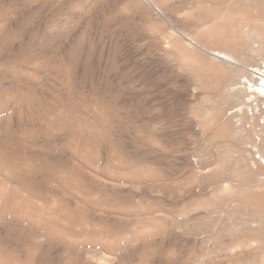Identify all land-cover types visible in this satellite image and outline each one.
I'll return each mask as SVG.
<instances>
[{
	"label": "rangeland",
	"instance_id": "374dc122",
	"mask_svg": "<svg viewBox=\"0 0 264 264\" xmlns=\"http://www.w3.org/2000/svg\"><path fill=\"white\" fill-rule=\"evenodd\" d=\"M178 1L0 0L3 264H264L263 119L228 91L264 60V0Z\"/></svg>",
	"mask_w": 264,
	"mask_h": 264
},
{
	"label": "bare ground",
	"instance_id": "6f19581e",
	"mask_svg": "<svg viewBox=\"0 0 264 264\" xmlns=\"http://www.w3.org/2000/svg\"><path fill=\"white\" fill-rule=\"evenodd\" d=\"M150 1H154V0H150ZM156 1V0H155ZM157 1H159L160 3H165L166 1H168V0H157ZM184 2H182L181 0H179L178 2H175L174 3V5L177 7H179L180 9H181V7H188V8H190V6L192 7V0H183ZM207 1V3L209 4V5H214V7L215 6H217V7H219L220 9H222V8H224V4H225V1L226 0H206ZM234 2H233V4H235V2H239V0H233ZM262 1V0H261ZM193 2H194V0H193ZM229 2V1H228ZM172 3V2H171ZM232 3V2H231ZM230 3V4H231ZM229 4V3H228ZM229 4V5H230ZM187 5V6H186ZM227 5V4H226ZM174 6V7H175ZM211 8V7H210ZM229 7H227V9H228ZM158 9V8H157ZM222 10H224V9H222ZM159 13L158 14H162V10L160 9V7H159V9L157 10ZM203 11V10H202ZM225 11H227V10H225ZM156 12V11H155ZM185 12V11H184ZM193 12V11H192ZM219 12V11H218ZM221 12V11H220ZM229 12V11H228ZM206 14V13H205ZM218 15L215 17V19H212L213 21H206L204 24H205V32H206V34L207 35H213V36H217V37H225V34L227 33V35H229V32H226L227 30H224L223 29V25H224V23L226 24V20L228 19L229 20V14L228 13H217ZM227 14V15H226ZM166 15V14H165ZM160 16V15H159ZM162 16V15H161ZM189 16V17H188ZM202 16V15H201ZM204 16V15H203ZM228 18H227V17ZM165 19H166V17L165 16H163ZM186 17H188L189 19H192V20H190L191 22H193L192 24H194V23H197L198 24V22H201V20H198V19H194V17H192V16H190L189 14L186 16ZM233 17V16H232ZM163 18V19H164ZM234 18V17H233ZM186 19V18H185ZM167 20V19H166ZM195 20L197 21V22H195ZM216 20V21H215ZM210 22H211V24H210ZM213 22H218V23H220V27L218 28H214L213 27ZM229 22H231V21H229ZM202 23V22H201ZM200 23V24H201ZM231 23H233V22H231ZM230 23V24H231ZM199 24V25H200ZM234 24V23H233ZM216 25V24H215ZM214 25V26H215ZM219 25V24H218ZM234 26V25H233ZM242 26H244V28H245V26H247V24L246 25H242ZM238 28H239V26H238ZM154 29V28H153ZM203 29V30H204ZM225 29H227V28H225ZM228 29H230V28H228ZM236 29V28H235ZM241 29H243V28H241ZM156 31V30H155ZM229 31H231V29L229 30ZM157 32V31H156ZM158 33V32H157ZM236 34V33H235ZM231 35V34H230ZM184 36V38L186 39V40H191V42H192V39H190L188 36L189 35H183ZM232 36V35H231ZM235 36V35H234ZM233 36V37H234ZM228 37V36H227ZM230 37V36H229ZM235 37H237V36H235ZM163 39V38H162ZM164 40V39H163ZM223 40V39H222ZM155 41V40H154ZM185 41V40H184ZM164 42V41H163ZM175 42V41H174ZM244 42V41H243ZM158 43H159V41H158ZM157 43V44H158ZM166 43V42H165ZM184 43V42H183ZM240 43V42H239ZM252 43V42H251ZM171 44V46H170V48L169 49H171V51H172V53H176V51H179L180 50V52L183 54V52L181 51V46H179V45H181V44H178L177 45V43H170ZM185 44V43H184ZM257 44V43H256ZM189 46V45H188ZM252 46H254V43H253V45ZM182 49H183V47H182ZM200 49V48H199ZM205 52H208V53H211L215 58H217V59H219V60H221V61H223V62H226V63H228L229 65H231V66H235V67H237V66H240V63L235 59V57H233L230 53H228V52H226V51H223V50H219V49H215V50H213L212 52H210V51H208L207 49H205ZM178 53V52H177ZM184 53H186V52H184ZM181 54V55H182ZM176 56H177V54H176ZM178 57H180V56H178ZM171 58V57H170ZM181 58H183V57H180V59ZM187 60V59H186ZM211 65V64H210ZM209 65V66H210ZM212 66V65H211ZM206 70H207V68H206ZM238 71V70H237ZM223 72V71H222ZM221 72V73H222ZM226 76V75H225ZM230 76V75H229ZM233 76V75H232ZM236 77H238V81H236V82H234L233 81V83L232 82H230V84H229V94H233L234 96H235V102H238V104L237 105H239L237 108H235L234 110H233V112H236V111H238V112H240L241 113V118L243 119V120H246V121H248L249 119H252V120H255V121H257L258 123L261 121V120H259L260 118H261V116H262V121H261V123L262 124H264V60L263 61H261V62H259V63H257V64H254V65H252V66H244V67H242V69L240 70V71H238L237 73H236ZM233 78V77H232ZM235 78V77H234ZM227 80V79H226ZM235 80V79H234ZM218 81H219V79H218ZM231 81V80H230ZM223 82V81H222ZM218 83H221V82H218ZM220 86V85H219ZM224 87V86H223ZM220 88V87H219ZM222 88V87H221ZM262 101V102H261ZM228 121V120H227ZM250 124V123H249ZM234 127V126H233ZM240 128V127H239ZM247 128V127H246ZM249 129V128H248ZM246 130V129H245ZM259 131V130H258ZM260 131H261V129H260ZM247 132V131H246ZM249 135V134H248ZM262 137V136H261ZM255 140V139H254ZM260 157V156H259ZM263 160V159H262ZM254 161V160H253ZM255 162V161H254ZM254 164V163H253ZM264 190V189H263ZM237 194V193H236ZM241 194V193H240ZM231 195V194H230ZM2 196H0V198H1ZM239 197V196H238ZM14 198V197H13ZM21 199V198H20ZM5 200V199H4ZM0 201H1V199H0ZM21 202V201H20ZM23 202V201H22ZM0 209H1V206H2V208L3 209H6L7 207H9L8 205H7V203L5 202V201H3V199H2V201L0 202ZM10 204H11V202H10ZM16 204V206L19 204V203H15ZM22 204H24V203H22ZM35 204V203H34ZM261 204V203H260ZM12 205V204H11ZM20 205H21V203H20ZM19 205V206H20ZM27 205V204H26ZM37 205V204H36ZM39 205V204H38ZM13 206V205H12ZM15 206V205H14ZM15 206V207H16ZM22 206V205H21ZM24 206H25V204H24ZM256 206H258L260 209H261V211H263L264 212V207H262L261 205H256ZM46 207V206H45ZM44 207V208H45ZM17 208H18V206H17ZM25 208H27V207H25ZM29 208V207H28ZM8 209H10L11 210V208L9 207ZM14 209V208H13ZM16 209V208H15ZM23 209V208H22ZM36 209V208H35ZM44 210V209H43ZM1 211H4L5 213H6V210H1ZM1 211H0V214H2L1 213ZM14 211V210H13ZM17 211H19V210H17ZM24 210H22V212H23ZM15 212V211H14ZM20 213H21V211H19ZM18 212V214H20ZM29 212H30V210H29ZM8 213V212H7ZM15 213H17V212H15ZM24 213V212H23ZM44 213V212H43ZM46 213V212H45ZM16 215V214H14L15 215V217L16 216H23L24 214H21V215ZM40 214V213H39ZM42 214V213H41ZM39 215V216H37V214H34L35 215V217H29V222H31V221H33V222H37V224L40 222V224H38L37 226L39 227V225H45V224H48V219L46 218V216H45V214H42V215ZM47 214V213H46ZM44 215V216H43ZM3 216H6L5 214L3 215ZM21 216V218L20 219H22L24 216H25V220L27 219L26 217V215H24L23 217ZM30 216V215H29ZM32 216V215H31ZM1 217H2V215H1ZM12 217V216H11ZM48 217V216H47ZM9 218V217H8ZM17 218V217H16ZM19 218H17V219H19ZM257 218H258V216L257 215H248V217L246 216L245 218H244V223L243 224H248L249 226L250 225H254L253 223H255V221L257 220ZM33 219V220H32ZM52 220V219H51ZM22 222H23V219H22ZM27 223V224H30V223ZM32 222V223H33ZM43 222L45 223V224H43ZM52 222V221H51ZM50 222V223H51ZM31 223V224H32ZM35 223H33V225H35ZM49 223V224H50ZM29 226V225H28ZM40 226V227H41ZM262 226V225H261ZM34 227V226H33ZM43 227H45V226H43ZM30 228H31V226H30ZM28 229V228H27ZM49 232V231H48ZM47 232V233H48ZM29 233H30V231H29ZM46 233V234H47ZM50 235H52V234H50ZM53 236V235H52ZM248 238H249V240L251 241V240H254L255 239V234H254V232L253 233H248V236H247ZM55 238V237H54ZM245 241V240H244ZM239 244V243H238ZM245 244V243H244ZM239 246H241V245H236V247H239ZM242 247H243V244H242ZM242 250V249H241ZM28 255V254H27ZM26 255V256H27ZM32 255V254H31ZM6 256V255H5ZM7 258V257H6ZM241 258V257H240ZM264 258V257H263ZM262 258V259H263ZM262 259H260V261L262 260ZM1 260H2V256L0 255V264H3L2 262H1ZM238 260V259H237ZM241 261V260H240ZM263 261H264V259H263ZM239 264H240V262H239ZM256 264V263H255Z\"/></svg>",
	"mask_w": 264,
	"mask_h": 264
}]
</instances>
